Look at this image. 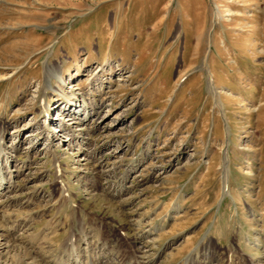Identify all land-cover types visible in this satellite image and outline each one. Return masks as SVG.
Wrapping results in <instances>:
<instances>
[{"label":"rangeland","instance_id":"374dc122","mask_svg":"<svg viewBox=\"0 0 264 264\" xmlns=\"http://www.w3.org/2000/svg\"><path fill=\"white\" fill-rule=\"evenodd\" d=\"M3 154L0 264H264V0H0Z\"/></svg>","mask_w":264,"mask_h":264},{"label":"bare ground","instance_id":"6f19581e","mask_svg":"<svg viewBox=\"0 0 264 264\" xmlns=\"http://www.w3.org/2000/svg\"><path fill=\"white\" fill-rule=\"evenodd\" d=\"M77 3H79L78 6L80 7L81 3L79 1H77ZM79 7L75 9L77 10ZM3 156L4 154L1 155V159H0L1 165L6 167V163L3 162L4 161ZM91 231H93V233H91ZM95 231H97L96 228L87 229L86 226L81 225L77 233L75 234L70 233V235H68L66 239L62 240V242L60 243V248H61L60 252L54 256L53 255L48 256L51 258L47 257L48 259L44 261L45 262L44 264H101L103 263L104 261L102 260V257L104 255L102 253L105 250L104 245H103L104 243L103 244L101 243L102 245L100 244L95 247L92 246L93 240H97L98 238ZM20 247L22 248L21 255L23 256V258L26 256L28 257V259L30 258V262H27V264H38L39 259L41 257H44L43 256L44 253L38 251L34 243H32L31 245H28V243L26 244L23 243V245H21ZM45 252H49V250ZM193 255L190 254L186 256L183 264H199L198 262H196ZM195 257H197V252L195 254ZM23 258H21L20 256V258L17 259V261L19 262Z\"/></svg>","mask_w":264,"mask_h":264}]
</instances>
